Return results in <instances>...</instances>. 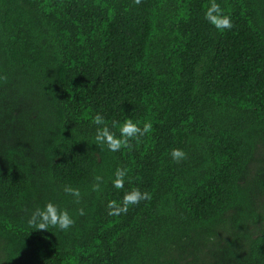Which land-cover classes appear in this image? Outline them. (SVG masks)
<instances>
[{"label": "trees", "instance_id": "obj_1", "mask_svg": "<svg viewBox=\"0 0 264 264\" xmlns=\"http://www.w3.org/2000/svg\"><path fill=\"white\" fill-rule=\"evenodd\" d=\"M0 264H264V0H0Z\"/></svg>", "mask_w": 264, "mask_h": 264}, {"label": "clouds", "instance_id": "obj_2", "mask_svg": "<svg viewBox=\"0 0 264 264\" xmlns=\"http://www.w3.org/2000/svg\"><path fill=\"white\" fill-rule=\"evenodd\" d=\"M136 3H139V0H136ZM212 10H214L216 14L221 17L220 23L211 21L214 27L217 28V30L232 28L233 25L230 16L226 14L225 10L222 9L219 4L213 3ZM205 18L210 19L209 12H205ZM92 123L98 126H102L97 128L95 139L98 143L106 145L110 151H117L122 145L126 146L127 139L132 133L143 135L144 133L150 132L152 129L151 121L144 122L143 128L141 129L131 120H125L122 124L119 125V132L122 139H116L115 133L110 131L107 122L100 114H96L92 118ZM112 127H117L116 122L112 123ZM170 155L171 158L177 162L185 157V153L183 152V150L177 148H173ZM123 176V172H118V179L114 182V187H123ZM97 179H99V177H97ZM96 188H98V185L94 186L93 190H96ZM65 191L70 192L73 196L79 197L78 189L66 187ZM143 199H150V195L146 192L141 193L139 190L133 189L132 193L125 195L124 203L125 205L137 204L140 200ZM125 210H127L126 207ZM81 214H83L82 211ZM36 216L39 217V222H36ZM29 223L34 225L38 229H45L49 226H53L61 230H66L72 226L74 220L66 210L57 211L56 206L49 202L44 205V208L42 210H36V212L33 214V219L30 220Z\"/></svg>", "mask_w": 264, "mask_h": 264}]
</instances>
